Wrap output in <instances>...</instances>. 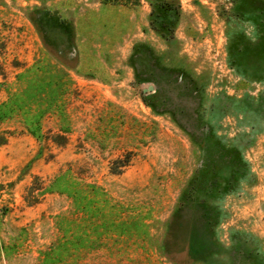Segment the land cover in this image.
<instances>
[{
  "label": "rangeland",
  "instance_id": "1",
  "mask_svg": "<svg viewBox=\"0 0 264 264\" xmlns=\"http://www.w3.org/2000/svg\"><path fill=\"white\" fill-rule=\"evenodd\" d=\"M248 232L264 0H0V264H247Z\"/></svg>",
  "mask_w": 264,
  "mask_h": 264
},
{
  "label": "trees",
  "instance_id": "2",
  "mask_svg": "<svg viewBox=\"0 0 264 264\" xmlns=\"http://www.w3.org/2000/svg\"><path fill=\"white\" fill-rule=\"evenodd\" d=\"M149 3L153 9V4L151 2ZM161 22H164V21H161ZM245 235L247 236L246 241L251 244V247L245 253L247 264H264V249L261 244V241H264V240L255 233L248 232ZM214 243H217V240ZM237 253L239 252L237 251Z\"/></svg>",
  "mask_w": 264,
  "mask_h": 264
},
{
  "label": "water",
  "instance_id": "3",
  "mask_svg": "<svg viewBox=\"0 0 264 264\" xmlns=\"http://www.w3.org/2000/svg\"><path fill=\"white\" fill-rule=\"evenodd\" d=\"M145 90H152V86L149 85V86L147 87V89H144L143 91H145Z\"/></svg>",
  "mask_w": 264,
  "mask_h": 264
}]
</instances>
